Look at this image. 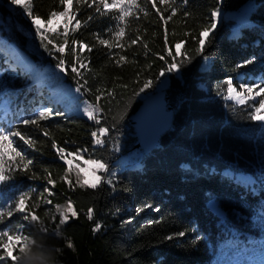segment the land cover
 <instances>
[{
	"label": "trees",
	"instance_id": "16d2710c",
	"mask_svg": "<svg viewBox=\"0 0 264 264\" xmlns=\"http://www.w3.org/2000/svg\"><path fill=\"white\" fill-rule=\"evenodd\" d=\"M138 2L148 15L134 12L126 18L121 41L126 47L121 50L100 45L97 39L98 34L115 43L116 12L101 15L95 6L77 5L74 0L76 19L67 36V18L61 17L54 21L56 31L41 25L47 37L41 41L26 11L10 0H0V103H7L0 126L4 130L18 126L37 141L33 149L14 140L13 147L33 164L27 174L17 171L0 185V204L31 193L32 201L39 203L33 210L48 231L24 221L20 214L0 222V230H20L34 241L30 264H238L249 260L250 253L264 255V122L250 119L252 106L264 97L245 104L226 98L229 79L240 90V84L264 78V0H176L180 11L167 25V45L165 26L155 10L144 0ZM157 6L165 17L170 14V9L164 11L166 5ZM63 7L60 0H34V13L45 21ZM216 9L221 12L218 21L212 17ZM185 12L190 16L185 17ZM76 20L81 26L73 31ZM213 22L217 27L212 42L197 53L193 37ZM186 32L192 36H185ZM137 35L142 39L128 47ZM73 39L87 43L92 51L77 48L74 53ZM177 40L186 41L180 49L184 55L176 56L184 63L178 72H165V89L174 105L173 126L157 149L143 153L136 147L129 117L144 95L157 91L163 78L160 71L173 62L167 48L175 55ZM10 44L28 54L34 64L23 67ZM62 45L63 53L57 51ZM75 55L87 65L80 69L81 75L71 72ZM120 55L127 61L118 65ZM253 57V64L237 67ZM59 59L65 60L67 71L57 67ZM147 80L153 81L152 87L140 92ZM63 84L84 87L69 103L56 96L55 88ZM97 96H101L99 123L84 112ZM48 107L53 115L41 121V127L20 124ZM101 127L109 132L101 137L105 143L96 144L92 133L100 136ZM44 131L50 135L44 136ZM54 142L83 157L75 162H105L114 175H102L113 180L115 190L106 182L96 189L70 188L61 179L67 165ZM4 160L7 169L13 162L7 156ZM45 170L57 181L55 187L47 183ZM68 176L75 182V171ZM45 198L52 203L46 204ZM69 200L77 215L61 226L55 206L66 207ZM211 200L218 201L223 217L208 207Z\"/></svg>",
	"mask_w": 264,
	"mask_h": 264
},
{
	"label": "snow or ice",
	"instance_id": "6c2138e0",
	"mask_svg": "<svg viewBox=\"0 0 264 264\" xmlns=\"http://www.w3.org/2000/svg\"><path fill=\"white\" fill-rule=\"evenodd\" d=\"M12 5L19 6L26 11L28 17H31L32 23L36 26L38 32H40L41 41H44L47 37L44 32L40 31L41 25L45 23L50 26V31H56V28L53 26L54 21H58L59 18L65 17L67 18V22L64 25V35L67 36L69 31V25L73 20L76 19L75 14L73 13V3L74 0H60V4L63 5V10L56 12L53 11L50 13L49 18L45 21L39 15L34 13V0H10ZM144 2L151 5V7L155 10V13L158 15L159 19L162 21L164 27V40L165 44L168 43V29L167 25L170 21L173 20V17L177 16L180 11L179 6L176 4V0H144ZM184 3H187V0H183ZM166 5L167 7L164 11H168L170 9V14L165 17L164 12L161 11V8L157 6ZM77 5H86L89 8L95 6L94 11L101 15L116 12L118 13L114 19L118 22L116 25V30L113 32V39L115 43L111 42L109 39L100 38L97 34V39L100 45L106 46L107 48H119L124 50L126 45L121 42L125 37L126 31V18L134 16V12H144L145 15H148V12L141 6V3L138 0H76ZM79 11V8L76 10ZM185 17L190 16V13L185 12ZM221 16V12L219 9H216L212 12V17L215 18L216 21L219 20ZM138 19V17H136ZM92 19L91 16L87 18L88 21ZM87 23V21H85ZM187 23V20H185ZM124 25V26H122ZM81 21L76 20L75 27L73 31H76L80 28ZM217 24L213 22L208 26L202 27L199 31L198 35L193 37L196 39L197 48L196 52L202 54L204 52L205 47L210 44L211 37L216 29ZM185 36H192L191 32H186ZM142 39L141 36L137 35L136 38L130 39L128 42V47L132 45H136L138 41ZM51 43V41H49ZM69 41L67 39L64 40L63 44L67 45ZM74 46L71 51L75 53L76 49L79 48L81 51L87 49L89 52L92 51V48L89 47L87 43L83 41H78L73 39L71 41ZM186 41L185 40H177L174 42V46L176 49L175 55L173 54L172 48H167L168 55L172 57L171 63L167 65L166 69H162L159 73L160 76H164L165 72H178L180 67L183 65L184 61L176 60L177 55H184L180 52V49L184 47ZM144 47L147 48V44H144ZM57 51L63 53L65 51L64 46H60L57 48ZM160 59H164L163 56ZM75 63L71 64V72L76 73L77 75H81L80 69L86 68L87 65L80 59L79 55L74 56ZM122 61H127V57L124 55H120L119 59L116 60V64H121ZM191 61L189 57L188 62ZM255 62V58H251L245 60L243 63L237 65L238 68H244L247 65H251ZM79 65L77 67L76 65ZM57 67L62 71H67L68 69L65 66V60L59 59ZM227 99H236L238 103L245 104L247 100H256L257 97H264V78L261 79L260 82L254 83H242L239 85V89L233 86V81L229 79L227 82ZM87 84V81H85ZM153 81L147 80L144 82L143 86L139 89L140 92L145 91V89L152 87ZM84 85H81L83 88ZM81 88H77L76 91H81ZM91 91V89H89ZM99 91V90H98ZM139 94V93H137ZM104 93H101V96ZM111 95V93H108ZM101 96L96 97V102L90 104L88 107L84 109L85 114L89 119L95 120L97 123L100 122V118L98 113L101 111L99 107V101ZM258 106L254 104L253 110L250 114V119L264 122V98H260L257 101ZM53 115V111L50 108H46L38 111L33 117L24 118L20 120V124L24 126H36L41 127V121L48 120ZM115 119V117H114ZM109 132V128L101 127L99 129L100 136H97L96 132H93L92 135L96 137V144H103L105 140L101 137H104L105 134ZM44 136H49L50 133L48 131L43 132ZM18 138L19 141H22L25 145L30 148L35 149L37 141L32 138L31 135L22 133L18 126H13L4 130L2 126H0V185L5 184L6 182L12 180L14 178L15 172H23L25 174L28 173L30 166L33 164L31 159L26 160L24 154L18 151L15 147H13L14 140ZM53 147L56 149L59 154V158L65 162L67 165L66 173L61 179L67 183L70 188H73L75 185H79L80 187H89L92 189H96L102 182H106L113 186L115 190L116 185L113 183L111 178L105 180L103 175L99 173H110L108 165L102 160H84L83 163L87 167H81L80 164L75 163L76 160H82L83 157L80 156L76 152H67V150L63 147H59L58 145L53 143ZM7 156L8 161H12L5 168V160L4 157ZM19 157V161H16V158ZM46 171V179L49 185L55 187L57 181L52 178V173ZM75 171L76 179L75 182L69 179L68 174ZM114 173H110V176H113ZM32 179H36L35 174L32 175ZM49 195H51V191H49ZM43 200V197H40ZM47 204H51L52 201L45 200ZM39 207V203L36 201H32V194L29 192H25L15 197L12 202L2 203L0 204V222H2L6 218H11L14 214H20V218L24 221H28L31 225L40 224L41 230L43 232H47L48 229L43 226L41 218L36 214L33 210ZM145 207H151V205H146ZM56 212L61 216L60 225L67 223L71 217H75L77 215L76 210L74 209L71 200L67 202L66 207H61L59 205L55 206ZM70 214V215H69ZM89 218L92 216V209H89L88 212ZM97 231H99V226H97ZM58 231V230H57ZM179 235H184V233H180ZM171 238V237H169ZM34 244V241H31L27 235H24L22 231L16 230L15 232L3 231L0 230V264H30L32 259L30 255L31 247ZM69 247L72 245L69 244ZM18 254H14L17 252Z\"/></svg>",
	"mask_w": 264,
	"mask_h": 264
},
{
	"label": "water",
	"instance_id": "95a60500",
	"mask_svg": "<svg viewBox=\"0 0 264 264\" xmlns=\"http://www.w3.org/2000/svg\"><path fill=\"white\" fill-rule=\"evenodd\" d=\"M129 121L134 129L136 147L143 153L157 149L162 136L171 130L174 121V105L169 101L166 89L146 95ZM208 207L218 217L224 216L218 201L211 200Z\"/></svg>",
	"mask_w": 264,
	"mask_h": 264
},
{
	"label": "rangeland",
	"instance_id": "374dc122",
	"mask_svg": "<svg viewBox=\"0 0 264 264\" xmlns=\"http://www.w3.org/2000/svg\"><path fill=\"white\" fill-rule=\"evenodd\" d=\"M10 47H11L12 54L16 55L18 57L21 65L23 67L29 68L34 64V61L32 60V58L28 54L23 52L22 50L18 49L14 44H10ZM167 85H168V77H167V75H164L161 82L159 83V85L156 89H157V91L161 90V89H165L167 87ZM55 90L57 91L56 96L58 98H60V99L66 98L69 100V103L73 102L77 98L76 88L71 86V85H65V84L59 85L55 88ZM151 93H153V92H151ZM146 95H148V94H146ZM146 95H144L143 97H145ZM6 108H7V104L5 102L0 104V117L1 118H3L5 116V112L3 110H5ZM48 108H50V107H48ZM84 108H86V107H84ZM137 149H140V148H137ZM75 163L80 164L81 167H87L84 163H79V162H75ZM102 173H99V174L102 175ZM45 200H47V198H45ZM38 225L40 227V224H38ZM43 226H44V224H43ZM17 251H18V249H17ZM247 258H249V260L241 259L243 261H240L238 264H264V255L262 256L261 254L250 253L247 255Z\"/></svg>",
	"mask_w": 264,
	"mask_h": 264
},
{
	"label": "bare ground",
	"instance_id": "6f19581e",
	"mask_svg": "<svg viewBox=\"0 0 264 264\" xmlns=\"http://www.w3.org/2000/svg\"><path fill=\"white\" fill-rule=\"evenodd\" d=\"M3 64V63H2Z\"/></svg>",
	"mask_w": 264,
	"mask_h": 264
}]
</instances>
